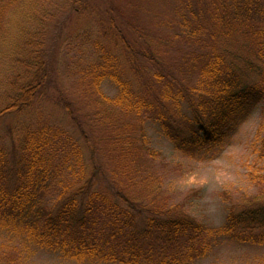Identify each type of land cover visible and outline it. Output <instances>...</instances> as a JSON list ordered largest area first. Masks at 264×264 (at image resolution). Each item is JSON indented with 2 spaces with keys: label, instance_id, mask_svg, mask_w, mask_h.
Returning <instances> with one entry per match:
<instances>
[{
  "label": "rangeland",
  "instance_id": "374dc122",
  "mask_svg": "<svg viewBox=\"0 0 264 264\" xmlns=\"http://www.w3.org/2000/svg\"><path fill=\"white\" fill-rule=\"evenodd\" d=\"M259 1L264 10V0ZM12 4L0 25V112L33 75L42 83L27 111L0 116V144L10 147L26 126L48 124L67 131L83 151L87 176L82 185L91 177L95 189L142 211L137 216L142 231L148 217L172 209L211 228L222 227L232 208L237 213H264V160L257 155L264 105L230 132L221 153L191 158L175 148L166 128L149 112L137 115L113 105L111 100L120 94L114 83L106 80L95 87L90 77L102 53L111 52L137 99L153 104L156 112L166 106L168 127L185 130L194 120L199 99V73L185 64L188 53L217 56L223 69L237 70L248 82L260 78L259 43L244 33V27L235 26L230 37L220 35L225 27L215 30L208 40L214 49L205 48L203 34L211 24L209 17H217L219 0H17ZM190 9H204L199 17L204 32L195 38L185 26L193 17ZM257 28L258 23H253L247 29ZM122 39L134 49L132 56L143 70L140 78ZM147 52L155 62L148 60ZM186 73L194 77V91L188 87V98L172 108L162 100L163 89L173 82L179 87ZM3 244L25 250V264H105L78 263L25 246L17 232H0ZM195 264H264V247L227 241Z\"/></svg>",
  "mask_w": 264,
  "mask_h": 264
},
{
  "label": "trees",
  "instance_id": "16d2710c",
  "mask_svg": "<svg viewBox=\"0 0 264 264\" xmlns=\"http://www.w3.org/2000/svg\"><path fill=\"white\" fill-rule=\"evenodd\" d=\"M15 1L0 0V25L3 13ZM217 11V17H209L211 24L204 32L199 22L204 9H190L195 20L191 17L185 21L189 36L195 38L204 32L205 48L212 50L214 45L208 40L215 30L225 27L227 31L220 35L230 37L235 26L244 27L241 28L244 33L256 37L259 43L260 78L248 82L237 70L223 69L222 59L217 56L198 55L196 51L188 53L185 64L189 62L190 70L199 73V99L193 108L194 120L185 130L168 127L170 118L166 106L156 112L153 104L137 99L129 83L123 81L119 60L111 52L104 51L90 71L95 87L106 80L117 86L120 94L111 100L113 105L137 115L149 112L153 120L166 128L175 148L191 158L221 153L230 132L264 105L263 7L259 0L244 3L219 0ZM253 23H258V28L248 30L253 28ZM122 41L132 57L134 73L140 78L143 70L135 63L134 49L124 39ZM146 55L150 62H155L151 52ZM202 56L204 60L200 59ZM182 79L179 87L173 82L163 89L162 100L172 108H178L180 101L188 98V87L194 91L191 88L194 77L186 73ZM41 83L37 75H33L10 97V103L1 110L0 116L27 111ZM257 155L264 160V125L257 137ZM86 176L81 146L67 131L48 124L24 127L10 147L0 144V232L20 233L25 246L78 263L195 264L227 241L264 247V213H237L232 208L222 227L211 228L172 209L148 217L142 231L137 224V216L142 211L133 209L126 200H117L95 189L91 177L82 185ZM24 252L19 247L0 245V261L25 264Z\"/></svg>",
  "mask_w": 264,
  "mask_h": 264
}]
</instances>
